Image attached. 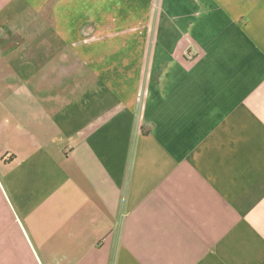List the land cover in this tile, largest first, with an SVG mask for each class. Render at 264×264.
<instances>
[{
  "label": "crops",
  "instance_id": "1",
  "mask_svg": "<svg viewBox=\"0 0 264 264\" xmlns=\"http://www.w3.org/2000/svg\"><path fill=\"white\" fill-rule=\"evenodd\" d=\"M0 264H264V0H0Z\"/></svg>",
  "mask_w": 264,
  "mask_h": 264
}]
</instances>
